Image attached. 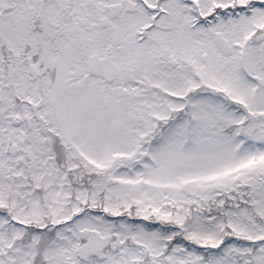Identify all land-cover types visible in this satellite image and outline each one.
Segmentation results:
<instances>
[{"label": "snow or ice", "instance_id": "snow-or-ice-1", "mask_svg": "<svg viewBox=\"0 0 264 264\" xmlns=\"http://www.w3.org/2000/svg\"><path fill=\"white\" fill-rule=\"evenodd\" d=\"M0 264H264V0H0Z\"/></svg>", "mask_w": 264, "mask_h": 264}]
</instances>
